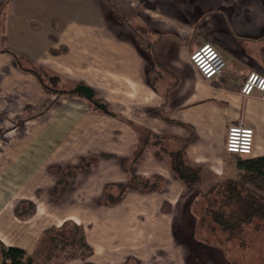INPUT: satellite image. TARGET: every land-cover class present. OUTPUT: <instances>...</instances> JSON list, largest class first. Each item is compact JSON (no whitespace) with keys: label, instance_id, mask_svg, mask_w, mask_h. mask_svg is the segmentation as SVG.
<instances>
[{"label":"crops","instance_id":"1","mask_svg":"<svg viewBox=\"0 0 264 264\" xmlns=\"http://www.w3.org/2000/svg\"><path fill=\"white\" fill-rule=\"evenodd\" d=\"M0 12V242L36 258L47 250L42 262L48 264H146L147 257L182 250L190 234L195 251L210 254L197 264H214V246L202 238L212 231L203 214L190 210L204 193L188 188L194 197L182 213L198 222L193 230L176 227L166 206L178 209L187 188L158 146L148 145L135 169L169 182L153 192L129 190L117 203L101 205L102 195L92 210L104 213L93 226L89 196L66 207L56 199L69 189L127 184L126 161L141 145V129L165 136L169 148L184 146L205 188L242 170L224 147L230 125L253 126L255 148L248 156L264 155V93L241 91L251 71L264 75V0H0ZM209 42L227 60L211 79L190 59ZM60 45L67 51L53 54ZM42 69L50 87L81 93L47 88L34 72ZM88 89L116 115L91 109L83 95L92 93ZM33 196L37 211L17 216L19 201ZM69 220L82 224L87 255L59 239L52 247L49 237L56 233L47 235L49 229ZM43 238L48 246L39 249ZM57 250L65 252L61 260L52 258Z\"/></svg>","mask_w":264,"mask_h":264},{"label":"trees","instance_id":"2","mask_svg":"<svg viewBox=\"0 0 264 264\" xmlns=\"http://www.w3.org/2000/svg\"><path fill=\"white\" fill-rule=\"evenodd\" d=\"M0 12V25L2 24ZM66 45H60L59 47H52L51 52L53 54H60L67 51ZM8 50V48H6ZM33 71V70H32ZM45 83L42 73L34 71ZM82 84V83H81ZM47 88L54 90L58 94L66 93L69 95H76L81 93L82 89L73 88L70 90L55 89L45 83ZM92 93L88 94L86 91L83 95L87 98L89 106L93 110L100 111L102 113L116 115V113L110 108L109 103L101 96L95 93L91 89ZM165 136L147 129H141V145L136 151L134 157L127 162L128 170L130 173L129 184L119 185L121 187V193L119 196L114 197L112 194V200L117 201L122 198L123 194L128 190H137L140 192H153L163 188L169 182V179L160 173H152L149 175L142 174L136 171L135 165L139 161L145 152L148 145H155L159 147L160 151H165L170 156L171 167L177 174L180 180L185 184L186 188L197 187L204 195L212 193L214 189L225 185L226 194L223 197L225 204H230L234 201L241 200V210L239 216L232 219L227 216L223 210L216 212L215 219L222 225V227L232 230L234 227L241 225L243 222H249L253 217L258 215H264V155L257 157H243L242 154L237 152H231L237 158V164L242 169L238 177H232L227 181L220 183L219 185L213 184L208 188L202 185V176L200 166L191 163L185 152L184 146H180L176 149H172L166 146ZM37 205L31 199H22L15 207V213L19 217H29L36 212ZM69 223L74 227V231L67 233L66 231H59L57 234H51L50 240L52 241V247L57 246V239L63 241L61 246L66 245L74 246L73 253L80 252V247H87L88 243L85 241L83 235L80 236V229L77 223L74 221H66L63 226H67ZM80 248V249H79ZM84 252V251H83ZM85 253V252H84ZM0 254L2 260L0 264H48L37 260L35 255L29 254L23 247L18 245H5L0 242Z\"/></svg>","mask_w":264,"mask_h":264},{"label":"rangeland","instance_id":"3","mask_svg":"<svg viewBox=\"0 0 264 264\" xmlns=\"http://www.w3.org/2000/svg\"><path fill=\"white\" fill-rule=\"evenodd\" d=\"M48 69L43 70L42 69V76L47 82V84L50 83L49 76H48ZM55 85V84H54ZM75 84H68V87H73ZM58 87L59 84H58ZM91 110V109H90ZM92 111V110H91ZM226 133L225 132V139H226ZM225 139H224V147H225ZM248 155H244L246 157ZM130 161V160H129ZM128 162V161H126ZM127 166V163H126ZM128 168V166H127ZM130 180V179H129ZM129 184V181L128 183ZM127 184H118L119 185H127ZM116 184H107L105 188H84L80 189L77 191L76 189L74 191H68L64 198L61 196V198H57L56 201L61 204V206L66 207L69 206L73 202V205L77 204L78 202H81V199L84 201V198L86 196H89L91 200V214H90V226H93L97 220L96 216L101 212V215L104 213V209L101 211H94L92 210L94 205L96 204L97 208H99V202L98 199L103 195L102 199V204H109V203H117V201L112 200L111 194L116 197L119 196L121 193V187H118ZM132 190V189H130ZM129 191V190H128ZM129 192H125L122 196V198L126 195H128ZM226 194V187L225 185H222L220 187H217L214 189V191L210 194L203 195L201 200L200 198L197 197L196 203H192V207L190 210L193 212L199 211V213L203 214L204 216L203 221H201L205 228L207 230L212 231V235L209 237L208 235L203 236V240L209 241L211 244H213L215 251L213 252L215 256V263L214 264H264V215H258L252 218L251 221L249 222H243L241 225L234 227L232 230H228L214 218L216 215V212L219 210H223L224 213L229 216L232 221L235 219V217L239 216V211L241 210V200L239 201H234L231 202L229 205L224 203V196ZM34 197V198H33ZM32 198H23V199H31L36 203V197L33 196ZM77 197L79 200H77ZM194 197L193 190L186 189V192L182 194L181 200L177 204L178 209H171L173 208L171 205H167V209L173 210L171 213H175V220H173V224H177L176 227H183L186 230H193L195 226V221L194 219L190 218H185L183 215V211L185 209V206L187 207V202L188 199H192ZM22 200V199H21ZM72 201V202H71ZM71 202V203H70ZM56 205L58 209V205ZM67 204V205H66ZM84 205H79V210L83 208ZM77 208V207H76ZM56 210V208L54 209ZM37 211V209H36ZM108 211V209H107ZM97 213V214H96ZM140 213V212H139ZM33 216V215H31ZM29 216V217H31ZM26 217V218H29ZM138 217L143 218L145 216L143 215H138ZM24 218V217H21ZM140 220V219H139ZM51 221L54 222H60V219H52ZM73 221V220H69ZM75 222V221H74ZM81 222V221H80ZM63 223V222H62ZM65 223V222H64ZM61 224V226L53 224L52 227L49 229L50 231L47 233V235L52 233H59V231H66L67 233H71L74 231V227L69 223L67 226ZM77 223V222H75ZM79 229H80V236L82 235V224H78ZM206 230V231H207ZM189 233V232H188ZM208 233V232H207ZM44 235L46 239H48V236ZM196 237L194 235L186 234L184 238H182V242L184 243L182 250H177V251H170V252H160L158 256H150L145 259L146 264H152V263H157V264H166L167 261H170L169 259L174 257L175 259L178 260V264H197L200 262V258L204 260V254L206 253H201V251H195L197 246L195 244V239ZM201 238V239H202ZM44 239V238H43ZM41 240V245L39 249H42L45 246H48L49 239L48 240ZM43 241V242H42ZM72 248V246L70 245ZM68 247V249L70 248ZM82 252L81 254L87 255L88 254V248L87 247H80ZM48 249V248H46ZM181 249V246H180ZM46 252L42 251L39 253L37 256V259L39 260H48V253L49 251L45 250ZM85 253H84V252ZM87 252V253H86ZM204 252V250H203ZM143 254V253H142ZM65 255V252H62L60 250H57V252L53 253L52 258L54 260H61L63 256ZM208 257H210V254L207 252L206 254ZM202 256V257H201ZM2 260V256L0 254V262Z\"/></svg>","mask_w":264,"mask_h":264},{"label":"built area","instance_id":"4","mask_svg":"<svg viewBox=\"0 0 264 264\" xmlns=\"http://www.w3.org/2000/svg\"><path fill=\"white\" fill-rule=\"evenodd\" d=\"M190 59L201 74L211 79L220 74L227 64L223 52L213 43H205L195 49ZM255 90L264 93V75L258 71H251L242 85L244 95H251ZM256 131L253 126L233 124L227 128L225 149L243 155H252L255 148Z\"/></svg>","mask_w":264,"mask_h":264},{"label":"water","instance_id":"5","mask_svg":"<svg viewBox=\"0 0 264 264\" xmlns=\"http://www.w3.org/2000/svg\"><path fill=\"white\" fill-rule=\"evenodd\" d=\"M88 90H89L90 93L92 92L91 89H88Z\"/></svg>","mask_w":264,"mask_h":264}]
</instances>
